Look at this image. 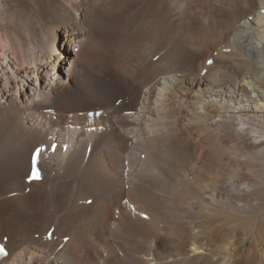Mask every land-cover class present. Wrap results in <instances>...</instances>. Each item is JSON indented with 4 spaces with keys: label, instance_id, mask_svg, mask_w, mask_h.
<instances>
[{
    "label": "bare ground",
    "instance_id": "1",
    "mask_svg": "<svg viewBox=\"0 0 264 264\" xmlns=\"http://www.w3.org/2000/svg\"><path fill=\"white\" fill-rule=\"evenodd\" d=\"M0 242L264 264V0H0Z\"/></svg>",
    "mask_w": 264,
    "mask_h": 264
},
{
    "label": "snow or ice",
    "instance_id": "2",
    "mask_svg": "<svg viewBox=\"0 0 264 264\" xmlns=\"http://www.w3.org/2000/svg\"><path fill=\"white\" fill-rule=\"evenodd\" d=\"M211 63V62H210ZM0 251H2V249H0Z\"/></svg>",
    "mask_w": 264,
    "mask_h": 264
}]
</instances>
